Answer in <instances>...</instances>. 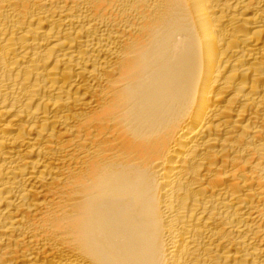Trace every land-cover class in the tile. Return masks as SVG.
<instances>
[{
	"label": "bare ground",
	"instance_id": "obj_1",
	"mask_svg": "<svg viewBox=\"0 0 264 264\" xmlns=\"http://www.w3.org/2000/svg\"><path fill=\"white\" fill-rule=\"evenodd\" d=\"M0 264H264V0H0Z\"/></svg>",
	"mask_w": 264,
	"mask_h": 264
}]
</instances>
